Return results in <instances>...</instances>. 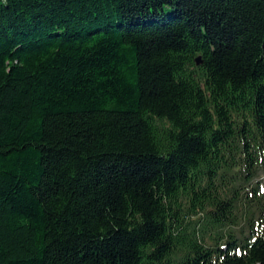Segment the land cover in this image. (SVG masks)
<instances>
[{
  "label": "trees",
  "instance_id": "trees-1",
  "mask_svg": "<svg viewBox=\"0 0 264 264\" xmlns=\"http://www.w3.org/2000/svg\"><path fill=\"white\" fill-rule=\"evenodd\" d=\"M0 264H264V0H0Z\"/></svg>",
  "mask_w": 264,
  "mask_h": 264
},
{
  "label": "water",
  "instance_id": "water-1",
  "mask_svg": "<svg viewBox=\"0 0 264 264\" xmlns=\"http://www.w3.org/2000/svg\"><path fill=\"white\" fill-rule=\"evenodd\" d=\"M201 62H200V58H197L196 59V64L199 65Z\"/></svg>",
  "mask_w": 264,
  "mask_h": 264
},
{
  "label": "rangeland",
  "instance_id": "rangeland-1",
  "mask_svg": "<svg viewBox=\"0 0 264 264\" xmlns=\"http://www.w3.org/2000/svg\"><path fill=\"white\" fill-rule=\"evenodd\" d=\"M235 231H239V230L236 229Z\"/></svg>",
  "mask_w": 264,
  "mask_h": 264
}]
</instances>
